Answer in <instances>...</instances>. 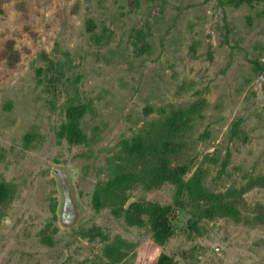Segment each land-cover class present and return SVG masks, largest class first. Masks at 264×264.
Masks as SVG:
<instances>
[{
  "label": "rangeland",
  "instance_id": "374dc122",
  "mask_svg": "<svg viewBox=\"0 0 264 264\" xmlns=\"http://www.w3.org/2000/svg\"><path fill=\"white\" fill-rule=\"evenodd\" d=\"M230 1L0 0V264H264V0ZM168 114L197 202L113 182L154 169Z\"/></svg>",
  "mask_w": 264,
  "mask_h": 264
},
{
  "label": "trees",
  "instance_id": "16d2710c",
  "mask_svg": "<svg viewBox=\"0 0 264 264\" xmlns=\"http://www.w3.org/2000/svg\"><path fill=\"white\" fill-rule=\"evenodd\" d=\"M252 0H231L230 3L234 6L242 4H250ZM173 111L169 112V114ZM166 116L160 129V136L157 140L156 151L157 160L155 167L151 170H142L140 176H137L133 171H120L113 182L116 189L127 188L135 183H142L147 187L160 186L165 182H169L178 188V193L189 202H197L204 199L206 190L203 181V171L196 170L193 175L184 180V176L189 172V166L182 159V145L175 141L177 126L175 122ZM83 116V110L76 106H69L66 112V123L57 133L59 139H67L72 143H81L83 134L79 129V121ZM145 142V140H144ZM143 145V141L140 146ZM126 156L130 159L138 158L139 149L137 147L125 146ZM182 159V160H181ZM180 160V161H179ZM9 200L8 190L0 186V206ZM169 208L162 207L157 204H147L145 213L149 216V223L154 231L155 238L162 242L170 235V224L168 218ZM229 216L238 220L237 214L231 212ZM131 223L141 225L139 218L135 221L130 219ZM112 254V253H111ZM155 264H172L170 258L161 255L156 260Z\"/></svg>",
  "mask_w": 264,
  "mask_h": 264
},
{
  "label": "water",
  "instance_id": "95a60500",
  "mask_svg": "<svg viewBox=\"0 0 264 264\" xmlns=\"http://www.w3.org/2000/svg\"><path fill=\"white\" fill-rule=\"evenodd\" d=\"M260 82L262 85H264V72L262 73L261 77H260ZM55 173L57 174L58 171H55Z\"/></svg>",
  "mask_w": 264,
  "mask_h": 264
},
{
  "label": "flooded vegetation",
  "instance_id": "af4514ba",
  "mask_svg": "<svg viewBox=\"0 0 264 264\" xmlns=\"http://www.w3.org/2000/svg\"><path fill=\"white\" fill-rule=\"evenodd\" d=\"M66 218V217H65ZM67 219L69 220L70 218L67 217Z\"/></svg>",
  "mask_w": 264,
  "mask_h": 264
}]
</instances>
